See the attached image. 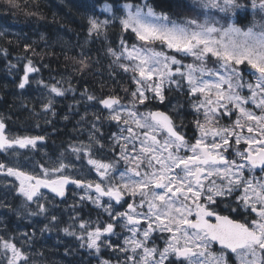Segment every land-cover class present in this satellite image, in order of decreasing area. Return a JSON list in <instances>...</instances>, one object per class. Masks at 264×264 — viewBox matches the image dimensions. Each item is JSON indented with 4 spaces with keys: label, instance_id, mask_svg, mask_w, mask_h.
Instances as JSON below:
<instances>
[{
    "label": "snow or ice",
    "instance_id": "1",
    "mask_svg": "<svg viewBox=\"0 0 264 264\" xmlns=\"http://www.w3.org/2000/svg\"><path fill=\"white\" fill-rule=\"evenodd\" d=\"M194 2L202 21L173 19L148 0H126L119 16L111 4L103 6L112 20H119L122 32L139 42L121 39L119 51L108 49L135 85L130 93L124 89L131 97L127 105L115 96L99 101L119 129L109 146L114 158L94 157L92 144L100 141L90 133L89 144L69 146L71 155L90 168L81 165L74 175L76 164L65 163L63 153L47 166L32 165L27 156L20 159L17 149H36L44 137H9L0 120V153L12 161L11 166L0 162V175L15 178L25 208L37 204L38 212L29 214L48 211L40 202L47 199L41 189L64 197L67 186L74 185L83 191L80 200L101 208L109 220H81L79 235L69 231L73 225L63 231L96 253L105 247L124 253L123 264H264V0H250L253 22L246 28L224 27L212 15L213 10L235 14L246 7L238 0ZM109 23L90 17L89 34L99 35ZM37 71L28 60L18 87L24 89L29 74ZM172 85L191 98L196 117L191 137L183 121L177 125L168 113L147 107L152 100L163 103ZM45 87L56 96L64 94L56 84ZM224 117L231 123L222 125ZM93 171L98 179L87 178ZM220 205L229 214H222ZM232 213H241L242 219ZM117 227L130 235L114 246L109 238L118 235ZM0 257L6 264L29 261L12 238L3 236Z\"/></svg>",
    "mask_w": 264,
    "mask_h": 264
},
{
    "label": "trees",
    "instance_id": "2",
    "mask_svg": "<svg viewBox=\"0 0 264 264\" xmlns=\"http://www.w3.org/2000/svg\"><path fill=\"white\" fill-rule=\"evenodd\" d=\"M125 2L126 0H0V29L11 27L15 30L13 32L15 34H0L1 69L11 65L14 69L16 67L18 72H21V67L14 65V56H20L26 60H31L48 77L51 75V77L61 78L65 80V83H68L67 87L64 88L67 97L61 98L59 102L54 104L53 113L41 116L38 113L42 104L38 103V99L32 104L30 100L21 98L14 86H6L0 83V95L3 102H7L8 106L4 109L9 116L12 115L13 123H16L15 127L18 128L19 132L21 131V134L43 136L44 140H42L39 149L45 155L56 158L63 153L64 157L69 156L66 152L67 147L81 139L78 129V115L76 116L72 106L74 94L70 87H74L75 92L87 89L97 97L117 95L121 97L125 105L131 99L129 93L135 85L131 83L129 74H123L113 69L110 65V59L105 56L106 52L101 56L99 52L105 49L108 51L110 47L115 48L120 39L132 43L135 41L134 35L122 32L121 26L114 21L108 25L106 30H101L104 32L103 38H101V32L99 35L93 33L90 39L88 37L90 35V17H102L103 12H100V8L105 4H111L118 12V6ZM127 2H132V0H127ZM148 2L157 11L167 12L173 19L182 20L184 17H195L202 21L204 18L202 10L194 0H148ZM238 2L246 7L237 9L235 14H225L213 10L212 15L224 27L233 21L235 25L246 28L253 22L250 0H238ZM176 15L182 16L177 17ZM256 19H260L259 15L256 16ZM87 39L89 40L88 43L86 42ZM26 45L29 46L27 49ZM185 62H191V58H187ZM124 89H129V93H126ZM165 97L163 103L152 100L148 102L147 107L151 110H166L170 114L178 109L185 120L186 133L190 137L196 134L192 123L196 117L190 106L191 98L186 94V90L181 92L172 88L171 91H165ZM168 102L170 106H166ZM144 110L145 107H142V111ZM107 116L108 114L103 110L98 111L97 117L101 123L98 140L104 147L101 148L99 144L100 148H92L94 157L104 160L115 157V153L109 151V146L112 142V134L118 131L115 122L107 119ZM200 118L203 119L202 116ZM220 123L228 125L231 121L224 117ZM40 132L42 133L39 134ZM36 150L38 151V149ZM118 151L117 148L116 152L118 153ZM71 157L75 158L73 155ZM121 165L122 162L120 167ZM71 197L72 193H69V198L60 204L53 200L54 211L52 215L62 218L65 212L70 210L81 220L96 221L98 217L103 222L109 220L99 208L75 197L74 200H71ZM13 199L16 200L15 197ZM4 236L7 235L4 234ZM158 243L162 247L163 242L158 240ZM33 245L35 246L34 243ZM39 248L40 245L37 246V249ZM107 258L112 259L109 256Z\"/></svg>",
    "mask_w": 264,
    "mask_h": 264
},
{
    "label": "rangeland",
    "instance_id": "3",
    "mask_svg": "<svg viewBox=\"0 0 264 264\" xmlns=\"http://www.w3.org/2000/svg\"><path fill=\"white\" fill-rule=\"evenodd\" d=\"M121 6H118V13L119 14H117V12L115 11V8L113 7V12L117 16L123 14V10H122ZM100 10H101L100 12H103V7L100 8ZM176 16L179 17L182 15H179V16L176 15ZM99 19L100 20L109 19L110 23H112L114 21L117 23L119 22L118 19L112 20L111 14L106 13V12H103V16L99 17ZM235 26H237V25H235ZM237 27H239V26H237ZM92 35H93V33L88 36L89 39L92 38ZM103 37H104V32L102 31L101 32V38H103ZM86 42L88 43L89 40L87 39ZM132 43H138V42L135 40V41H132ZM119 50H120V47L117 51H119ZM106 51H107V49L99 52L100 56ZM109 55L111 56L110 53H109ZM14 59H15L14 65H18L21 67V70L23 72V74L21 76H23L24 75V67L27 64L28 59L26 60L20 56H16V57H14ZM111 60L113 63L114 57H112ZM113 65L115 67H118V65L116 63H113ZM33 66H34V64H33ZM34 67L37 68L36 66H34ZM2 72H4V73H2ZM9 72H11V73L9 74ZM19 73H21V72H18V69L16 67L14 69V67L11 65H8V66L4 67L3 69H1V67H0V78L3 81H5V80L8 81V79L12 82L15 81L14 83L15 84L17 83V86L19 85L20 78H21ZM129 76H131V73H129ZM17 77H19V82H17L15 80ZM63 82L53 80V78L46 80L43 76H41V72L38 69L37 72H33V73L29 74V83L25 86L24 89H20L18 87V91H19L18 94L23 95L24 100H28V101L30 100L31 102H33L37 99L38 100L40 99L42 104H43L42 112L43 111L48 112L50 107H47V108L45 107L47 105L46 101H48V100L53 101L56 99L57 96L55 94L51 93L49 88L45 87V85L56 84L58 87ZM131 83H132V81H131ZM172 86H174V85H172ZM88 96H91V95H87L85 93H80L77 96L76 102L74 103V105H77L79 103L84 102L86 105H88L86 107V109L83 111L84 114L80 117V119L78 121V126H79L78 129L80 130V132H82L83 140H84L81 143L84 145H87L90 143V141H89V134L90 133H94L96 138H97L99 132L101 131V123H100L99 119H97L98 106H99V108L101 107V104L99 103L100 99L95 98L93 100H88ZM174 117L177 118V121H176L177 125H181V121H183L182 127H183V131H184V121L185 120L182 119L178 109H175ZM93 124L96 125V129H98V131H96V129H93V127H92ZM114 124L116 125V122ZM118 131H119V129H118ZM118 131H117V133H118ZM81 143L72 144V145L80 146ZM242 147H245V146L242 144ZM38 148H40V143H38L37 149ZM92 148L94 149V148H100V147L98 144L93 143ZM18 150L23 155L25 152H29V153L33 152V155H30L28 157V158H30L29 160L31 161L32 165H38L41 163H45L46 161H55L57 159V158H54V159L49 158L47 155H45V154L43 155V152L38 153L39 151H36V149H33V150L17 149V151ZM67 155H69V156L64 157L65 163L72 162V163L76 164V169L71 170L74 175H75L77 169H81V165H84L85 170L87 168L91 167V166L87 165L86 160L85 161H82V160L77 161L75 158L71 157L72 155L70 153V149H68ZM20 159L23 161L22 155H21ZM105 161H107V160H105ZM45 166H47L46 163H45ZM121 167H123V163H122ZM29 170H32L31 166L29 167ZM36 171H39L38 167L36 168ZM89 176H91L92 179H98V177H96V174L94 171ZM11 179H12L11 200H12L13 196L17 195V198L22 203V207L24 209L22 211V214L19 215V217H16V216L14 217V220H13L14 226H12V228H14V229H12V230H14V231L16 230V231L14 232L11 230V233L9 234V236H4V234L2 233V230H0V236H3L5 239L12 238L14 240V242L17 244V247L22 248V250L28 254V256H29L28 264H36V263L37 264H101V260H108L110 262V264H123V261L125 259V254L119 252L118 250L109 249V248L105 247V248L101 249L100 253H96L94 249L87 248L86 244L84 246H82L83 242L77 238V235H79V233H80V229H79L78 225H79L81 219L75 213H72L70 210H67L62 218L53 214L54 216L57 217V219H56V221H52L51 217L53 216L52 213L54 211V203H53V199L51 197H49L48 194H44L47 199L40 201L41 203H44V205L48 211L46 213H42V214L30 215L29 212H38L37 204L36 203H33L32 205L27 204V207H28V205H30V206L28 208L27 207L25 208V203H26L25 199H24V197L20 196L17 192L18 182L15 181L14 177H12ZM4 183H5L4 181H0V190L1 191L5 190V188H6ZM75 195H76V197H78L80 199V196L83 195V191L76 192L75 190H73V196H75ZM0 196L2 198V194H0ZM4 196H5V193H4ZM11 200H9V204L11 203ZM2 202H3L2 206L4 207V209H8L9 208L8 203L6 205H4L6 200L2 199ZM0 206H1V204H0ZM10 212L12 215H15L14 212L11 209H9L7 212L4 211L5 214L3 213V216H0V229H5L6 227L10 228V226H8V222L11 220V219L9 220ZM102 212H103V210H102ZM63 218H64V220H63ZM107 218H108V216H107ZM90 221H92V220H90ZM6 222H7V226H6ZM24 222H26L27 226L23 225ZM15 223L16 224L18 223V225H16ZM69 225H73V228H70L69 231L75 230L77 235H69L68 233H65L63 231V229L68 227ZM45 226H47V227H45ZM116 231H117L118 235L117 236H111L109 239L114 246L118 245V244L122 245L123 244V237L125 235H130V234L121 231V229L119 227H118V229L116 228ZM25 233L27 235H25ZM12 234L14 236H12ZM33 243L35 244V246L33 245ZM39 245H40V248L37 249V246H39ZM34 247L37 251H35ZM49 247H51V248L49 249ZM40 250H41V252H39ZM54 250H55V252H54ZM103 252H105V254H103ZM40 254H41V256H40ZM58 256H60V258H58ZM107 256L112 257V259L109 260L107 258ZM0 262H3V257H0ZM3 264H6V262H3Z\"/></svg>",
    "mask_w": 264,
    "mask_h": 264
},
{
    "label": "flooded vegetation",
    "instance_id": "4",
    "mask_svg": "<svg viewBox=\"0 0 264 264\" xmlns=\"http://www.w3.org/2000/svg\"><path fill=\"white\" fill-rule=\"evenodd\" d=\"M4 73V72H2ZM11 72H9L10 74ZM8 74V73H7ZM3 75V74H2ZM19 77H17L15 80L17 81ZM22 78V76H21ZM20 78V80H21ZM15 82V81H14ZM12 81H10L8 79V81H3L1 78H0V83H3L5 84L6 86H12V83H14ZM11 93V92H10ZM1 96V95H0ZM7 106V102L4 103L3 100H2V96L0 97V120H2L5 124V133L6 135H8L9 137H14V136H19V137H23L25 135H21V133L19 131H17V127H15L13 123V119H12V115L9 116V114L6 112V110L4 109L5 107ZM8 107V106H7ZM11 122V123H10ZM14 128V129H13ZM13 129V130H11ZM12 131V132H11ZM15 133V134H14ZM0 162H5V163H8L10 166L12 164V161H9L7 158H6V155L4 153H0ZM259 172V170H257V173ZM12 177H8L6 175H0V181H4V185L6 186L5 190H0V194H2V198L0 196V216H3V213L4 211H8L9 208L12 209V211L14 212L15 215H12L11 212H10V218L9 220L11 219V217H13V219H11L9 222H8V226H10V228L8 227L7 229H4L2 230V232L4 234H7L9 235L11 233V230L14 229L12 228L13 225V220H14V217H19V215L22 214V211H23V207H22V204H19V203H15L11 200V189H12ZM4 186V187H5ZM4 193H5V196H4ZM2 199H5L6 202L4 203L5 205L8 203L9 205V208L8 209H4L3 210V202L1 201ZM9 200H11V203L9 204ZM18 202H20V200H18ZM123 208H119V210H122ZM219 210L222 212V214H229L224 208H223V205H220L219 206ZM19 213V214H18ZM5 214V213H4ZM234 218L236 219H242V215L241 213H232L231 214ZM214 220V218H213ZM7 224V222H6ZM16 224V223H15ZM18 225V223L16 224ZM14 231V230H12ZM16 231V230H15ZM14 231V232H15ZM14 234V233H13ZM12 234V235H13ZM214 248L218 249L217 245H214Z\"/></svg>",
    "mask_w": 264,
    "mask_h": 264
},
{
    "label": "bare ground",
    "instance_id": "5",
    "mask_svg": "<svg viewBox=\"0 0 264 264\" xmlns=\"http://www.w3.org/2000/svg\"><path fill=\"white\" fill-rule=\"evenodd\" d=\"M6 29H8V30H11V31H15L14 29H12L11 27H8V28H6ZM113 69H115V70H117V68H113ZM117 71H119V70H117ZM7 72V71H6ZM12 117V116H11ZM11 123V122H10ZM12 124H14V123H12ZM14 125H16V123L14 124ZM43 128V127H42ZM14 129V128H13ZM13 129H11V130H13ZM41 129V128H40ZM32 130V129H31ZM38 130V129H37ZM18 131V130H17ZM27 131V130H26ZM12 132V131H11ZM21 132V131H20ZM30 132V131H29ZM28 132V133H29ZM32 132H33V130H32ZM35 132V131H34ZM44 132V131H43ZM31 133V132H30ZM42 132H40L39 134H41ZM69 133H71L70 131H69ZM15 134V133H14ZM26 134V133H25ZM35 134H37V133H35ZM28 135V134H27ZM33 135V134H32ZM38 135V134H37ZM69 138V137H68ZM37 234V233H36ZM37 237V236H36ZM40 239V238H39ZM35 242V241H34ZM36 243V242H35ZM34 249H35V247H34ZM35 251H37L36 249H35ZM39 252H41V250L39 251ZM40 256H41V254H40ZM37 257V256H36ZM37 259V258H36ZM37 264V263H36Z\"/></svg>",
    "mask_w": 264,
    "mask_h": 264
},
{
    "label": "water",
    "instance_id": "6",
    "mask_svg": "<svg viewBox=\"0 0 264 264\" xmlns=\"http://www.w3.org/2000/svg\"><path fill=\"white\" fill-rule=\"evenodd\" d=\"M72 185H68L67 188H66V194L64 197H58V196H55V194L51 193L48 189H41V191H45V192H49L50 194L54 195L58 200H64L67 196V190L69 187H71ZM219 247V245H218Z\"/></svg>",
    "mask_w": 264,
    "mask_h": 264
}]
</instances>
